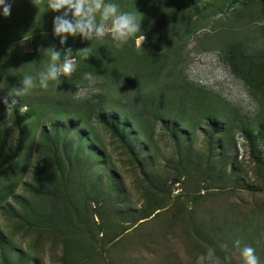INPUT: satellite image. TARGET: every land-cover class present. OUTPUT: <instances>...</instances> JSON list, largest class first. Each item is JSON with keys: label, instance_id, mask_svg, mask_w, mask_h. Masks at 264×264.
<instances>
[{"label": "rangeland", "instance_id": "374dc122", "mask_svg": "<svg viewBox=\"0 0 264 264\" xmlns=\"http://www.w3.org/2000/svg\"><path fill=\"white\" fill-rule=\"evenodd\" d=\"M185 6L205 18L179 39L176 69L214 97L197 116L174 125L182 110L167 95L139 116L135 106L124 114L120 100L150 83L122 92L121 77L108 89L102 77L74 72L26 94L33 108L26 99L0 104V264H195L209 248L221 264H243L244 246L264 264V0ZM227 43L243 52L240 71L225 59ZM11 45L0 59L15 70L22 60L10 61L59 40L31 34ZM2 83L0 96L19 87ZM102 90L110 103L91 111L87 101ZM66 101L86 110L85 126L62 110Z\"/></svg>", "mask_w": 264, "mask_h": 264}, {"label": "trees", "instance_id": "16d2710c", "mask_svg": "<svg viewBox=\"0 0 264 264\" xmlns=\"http://www.w3.org/2000/svg\"><path fill=\"white\" fill-rule=\"evenodd\" d=\"M190 1L117 0L121 9H137L140 12L141 32L145 35L140 49L134 46L136 37L131 39V44L125 45L122 49L112 48L110 42L100 44L95 40L81 41L79 37H69L66 46L59 44L57 48L70 46L73 49V56L78 65L74 74L78 79L84 78L87 74H94L102 77L103 86L109 89L113 84L112 81L115 80L114 77H121L123 79L122 92L128 91L132 84L148 85L150 83L152 89L148 92L120 100L121 103H118L120 110L128 115L130 113L128 107L135 106L140 109V112H137L139 116L146 105L156 108L155 106L162 101L163 96L167 95L170 99L168 103L178 104L170 108L173 110L181 108L182 110L180 114L175 113L172 121L177 126L179 121H185L184 116L189 119V114L197 116L200 111L207 110V106L212 105L211 101L214 99L203 86L188 81L186 76L176 69L182 48L179 45V39L189 36L205 18L202 14L195 12L193 15L183 13L185 4ZM46 9V2L36 6L33 5V0H23L11 7L10 15L0 18V51L7 53L12 48V43L23 40L31 34L39 37L53 34L48 28L52 26L53 17L58 13L54 12L48 19H43L41 13ZM85 47L84 52L78 51ZM239 49L238 45L227 43L223 52L225 59L235 71H240L239 64L243 57V52ZM40 52L44 53V50L39 51L35 48V50L24 53L23 58L17 57L18 61H10L16 67L20 59L22 60L23 64L15 70H11L12 68L5 64V62L9 63L7 59L6 61L3 58L0 59V83L8 80L19 83L23 74L28 72L35 74L43 68L48 58L45 57L46 60ZM164 69H166V76L161 78L160 73ZM243 74L247 76V73ZM155 83H157L156 86ZM3 90L6 91L5 88ZM170 93H173L174 97L170 98ZM27 98L24 95L18 97V101L22 102L26 99L33 108L36 101ZM106 103L110 101L104 90L98 94L96 102L87 101L91 111L96 105L102 107ZM59 104L62 110L69 107L74 109L72 115L78 118L77 125H86L83 118L86 110L77 109L79 103L66 101Z\"/></svg>", "mask_w": 264, "mask_h": 264}, {"label": "clouds", "instance_id": "9594fccd", "mask_svg": "<svg viewBox=\"0 0 264 264\" xmlns=\"http://www.w3.org/2000/svg\"><path fill=\"white\" fill-rule=\"evenodd\" d=\"M12 0H0V15H10ZM46 7L58 13L53 17L52 32L58 38L61 46L66 45L69 37H79L81 41H97L100 44L110 42L114 49H122L133 37L143 40L141 32L142 17L137 9L123 10L114 0H46ZM82 48L78 51L84 52ZM48 57L47 64L36 71L28 72L19 80V87L0 96V104L8 107L18 103L17 98L28 94L33 88L48 89L50 82L59 83L61 77L70 76L78 67L73 56V49L56 48L55 45L43 49ZM0 84V89H4ZM21 112L27 111V105H22ZM239 244V241L236 242ZM243 264H260L251 246H244L240 252ZM195 264H221L215 250L209 248L206 253L196 256ZM223 264H230V258L225 257Z\"/></svg>", "mask_w": 264, "mask_h": 264}]
</instances>
